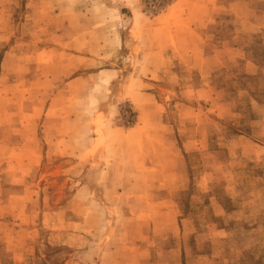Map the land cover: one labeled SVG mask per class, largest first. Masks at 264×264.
Segmentation results:
<instances>
[{"label": "rangeland", "instance_id": "rangeland-1", "mask_svg": "<svg viewBox=\"0 0 264 264\" xmlns=\"http://www.w3.org/2000/svg\"><path fill=\"white\" fill-rule=\"evenodd\" d=\"M0 264H264V0H0Z\"/></svg>", "mask_w": 264, "mask_h": 264}, {"label": "crops", "instance_id": "crops-1", "mask_svg": "<svg viewBox=\"0 0 264 264\" xmlns=\"http://www.w3.org/2000/svg\"><path fill=\"white\" fill-rule=\"evenodd\" d=\"M186 18V17H184ZM158 23V22H157ZM173 23V21L169 20L167 26L163 25L162 27L157 26H151L150 28L145 29L144 31H137L131 29L130 35L133 37L131 41V48L132 50H138L140 49L141 53L148 55L150 61L156 60L157 55L163 56V53H166L169 50L172 51H182V45L179 42L180 39V33L184 30V28H178L175 25L174 27L170 26ZM192 30V29H191ZM138 36H142L145 38V43L137 42L136 39ZM171 38V39H170ZM172 40V41H171ZM113 42L115 44L114 48L120 47L122 44V36L119 34V36H116L113 34ZM139 51V50H138ZM139 51V52H140ZM158 60V59H157ZM158 64H148L149 67H155ZM162 64H160L161 66Z\"/></svg>", "mask_w": 264, "mask_h": 264}]
</instances>
